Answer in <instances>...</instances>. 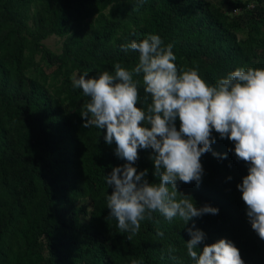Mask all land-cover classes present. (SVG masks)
<instances>
[{
	"label": "trees",
	"instance_id": "obj_1",
	"mask_svg": "<svg viewBox=\"0 0 264 264\" xmlns=\"http://www.w3.org/2000/svg\"><path fill=\"white\" fill-rule=\"evenodd\" d=\"M51 34L62 38L59 51L42 42ZM149 34L173 45L178 72L196 68L210 85L238 67L264 69V0H0V264H195L186 249L193 224L205 233L198 253L224 238L245 264H264V240L237 189L248 165L214 131L211 148L226 158L205 153L199 185L177 189L218 214L183 226L154 212L131 239L109 218L104 176L125 161L104 130L82 127L89 98L72 78L114 74L117 63L131 70L139 54L121 46ZM133 78L141 82L137 107L146 108L142 75ZM150 154L139 150L134 167L158 183Z\"/></svg>",
	"mask_w": 264,
	"mask_h": 264
},
{
	"label": "clouds",
	"instance_id": "obj_2",
	"mask_svg": "<svg viewBox=\"0 0 264 264\" xmlns=\"http://www.w3.org/2000/svg\"><path fill=\"white\" fill-rule=\"evenodd\" d=\"M121 48L139 54L131 70L117 63L114 74L103 71L89 77L85 72L72 78L73 87L89 98L80 113L82 127L104 130L105 143H115V156L125 161L104 176L111 188L106 198L109 218H115L120 232L129 233L131 239L154 212L168 222L179 218L183 226L205 214H218L210 205L197 207L177 189L178 182L199 185L205 153L226 158L211 148L214 131L233 142L229 151L248 165L237 189L252 230L264 240V69L238 67L210 85L196 68L178 72L173 45H164L159 35L149 34ZM134 75H142L145 100L151 98L146 108L137 107L141 82ZM139 150H151L152 175L159 177L158 183L147 179V169L138 172L134 167ZM186 231L187 254L195 264H245L231 240L205 244L198 253L205 233L194 224Z\"/></svg>",
	"mask_w": 264,
	"mask_h": 264
},
{
	"label": "rangeland",
	"instance_id": "obj_3",
	"mask_svg": "<svg viewBox=\"0 0 264 264\" xmlns=\"http://www.w3.org/2000/svg\"><path fill=\"white\" fill-rule=\"evenodd\" d=\"M226 2V1H224ZM259 4V3H258ZM228 10H230V5L227 4ZM237 13V12H236ZM244 33V30H238V34L242 35ZM61 40L62 38L58 35L51 34L50 36L46 37L44 40H42L43 44L50 49L51 51H59L61 46ZM35 62H37L44 70L45 73H48L51 70V67H46L43 63V61L40 59L39 54H35L34 59Z\"/></svg>",
	"mask_w": 264,
	"mask_h": 264
},
{
	"label": "built area",
	"instance_id": "obj_4",
	"mask_svg": "<svg viewBox=\"0 0 264 264\" xmlns=\"http://www.w3.org/2000/svg\"><path fill=\"white\" fill-rule=\"evenodd\" d=\"M246 7H252L253 6V2L252 1H248L246 4H245ZM231 10L233 12H237L239 10L238 6H234L231 8Z\"/></svg>",
	"mask_w": 264,
	"mask_h": 264
}]
</instances>
